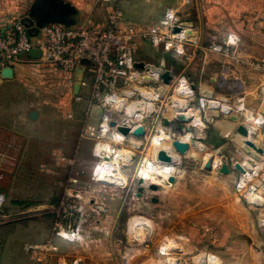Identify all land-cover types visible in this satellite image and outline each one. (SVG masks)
Masks as SVG:
<instances>
[{
  "label": "crops",
  "instance_id": "1",
  "mask_svg": "<svg viewBox=\"0 0 264 264\" xmlns=\"http://www.w3.org/2000/svg\"><path fill=\"white\" fill-rule=\"evenodd\" d=\"M69 1L80 9L82 19L88 11L95 18L82 22L105 23L104 12L113 5L106 2L107 7L88 10L87 4ZM201 2L205 23L202 46L196 53L198 45L190 38L184 54L171 52L173 67L168 63L170 52L155 49L146 40V33L150 26L162 23L169 6L175 8L179 23L195 30L198 5L192 0H121L119 5L124 16L120 25L134 30L132 38L138 62L154 57L175 74L186 71L197 93L208 99L203 107V121L209 132L212 129L224 139L217 149L220 157L230 155V145H234L237 152L240 149V154L254 152L243 146L244 138L237 128L242 124L243 115L264 114V70L255 65L264 58V0ZM5 12L0 13V20L14 22L15 18ZM230 34L237 35L236 42H231ZM37 59L28 54L7 67L10 70L5 71L0 66V177L29 180L28 185L18 190L22 196L13 202L12 212L9 213L5 205V219H0L1 264H35L28 246L50 238L55 210L56 215L67 216V210L75 209L68 203H60L54 195L65 189L67 182L75 186L78 177L95 175L92 157L103 111L91 99L93 76L86 64L69 72ZM206 138L207 149L218 154L211 148L212 137ZM262 143L264 145V138L262 142L258 139V144L262 146ZM89 158H92L91 169L74 167V162ZM231 173L220 174L230 177ZM48 178L53 182L57 180L58 185L46 183ZM263 208L256 207L257 210ZM9 215L13 220L10 224L6 223ZM78 218L83 221V239L68 242L57 238L59 250L50 254L47 264H59L61 260L79 264H121L116 258L112 215L106 214L101 219Z\"/></svg>",
  "mask_w": 264,
  "mask_h": 264
},
{
  "label": "rangeland",
  "instance_id": "2",
  "mask_svg": "<svg viewBox=\"0 0 264 264\" xmlns=\"http://www.w3.org/2000/svg\"><path fill=\"white\" fill-rule=\"evenodd\" d=\"M32 1L33 0H0V13L2 14L6 11L4 14L11 15L15 18L14 21H16L27 15ZM74 1L80 5L87 4L86 7L88 10H95L99 6H108L107 3L102 0ZM192 2L197 4V0H192ZM109 5L111 6V4ZM110 9L111 8H108V10L104 12L105 16H108ZM195 16V30L199 35L200 17L198 7L196 8ZM82 17H79L81 18L79 19L81 23L90 18L95 19L92 17V14L90 15L89 11L84 15L83 19ZM188 37L194 38V41L198 43L199 36ZM146 40L149 42L148 38H146ZM171 54L173 53H168V56H170L168 63H170V67H173L174 65L171 64ZM148 55H152V53ZM146 59V61L139 62H144L146 66L148 64H154L157 67L165 66L166 69L172 70L167 67L165 63L160 64L154 57ZM143 70V75L139 79L128 80L129 82L126 84V89L131 92V97H126L129 104L134 106L139 100L142 101L145 99L140 95L143 91H157L156 85H163L165 87L164 98L154 99L155 101L149 104L150 109L153 111L150 116L146 115V118L141 117V120H134V117L131 119L130 116H128V120L131 121V124H133L132 121L134 120L136 124L142 123L146 125V137L141 136L135 138L133 136H128L124 142L118 143L111 138V132H109V134L102 132L101 123L103 119L100 120L97 130L98 137L96 143L110 142L115 146L114 148L127 151L125 158L113 159L116 170H118L120 174H124L127 178L125 187L120 188L118 186L102 183L96 180L95 175L83 176L80 178L78 177L79 180L75 183V186L67 182L65 185L66 188L55 194L54 197H56V200L60 201V203H68L74 207L75 209H72L71 212L67 210V213H73V216H83V218L97 217L101 219L106 214L112 215L115 220L114 234L116 240V258L121 264H264V208L262 210H257L256 206L250 203L246 196L242 193L240 194V191L236 189V182L240 172L236 170L234 163L236 161L242 162L244 159L247 160V158L252 156L253 152H251V154L248 152L240 154V149V151L238 150L237 152L235 151V146L230 145L228 146L230 155L219 156V150L217 149L224 143V139H222L218 133H214L212 129L209 132V129L206 127L207 123H203L205 116L202 107L203 97L197 93V87L190 91V97H188L186 101L189 103L190 109L193 110L194 113H197L196 118H200V120L196 122L199 121L201 122L200 124H195L193 119L191 121L179 123L187 128L188 131L184 132L180 130L177 124V121H181L179 119H174V123L168 125L161 122L159 116L161 117V112L166 109V106L173 109L176 113L179 111L177 105L182 97V94H180V89L182 87L178 85V81L181 79L178 74L181 73V71L178 72V74L174 73V79L170 86L167 87L162 80L156 81L155 77H152L153 79L151 78V80L148 79V75L151 74L148 70ZM185 73L186 71L183 72L184 75ZM188 81L189 83L191 82L190 80ZM140 106L141 105H139V107ZM113 107L114 105L111 106V109ZM154 111L156 113H154ZM115 112L120 113L117 107L115 108ZM241 121L244 125L248 123L246 115L242 116ZM160 122L165 128L164 132L166 135H172L173 137L169 138L170 141H168V138L162 139V142L156 144L153 150L156 152L161 146L166 147L168 150H173L180 158L181 165L178 168L181 172L173 175L175 179L174 182L169 180L167 184L162 182L156 183L159 187L158 190L150 189L149 185L151 181L146 180L147 182L144 185L142 196H137L138 179L141 177V175L139 176L138 170L141 169L145 156L152 158V149H148L149 152L147 150V152H144V149L148 146L153 133L159 134L158 129ZM187 133H194V136L187 140L191 148L187 154H179L173 149L172 141L174 139H180L178 134ZM204 134H206V137H212L211 141L213 143L211 148L214 149L213 151H218V154L213 153L217 161L214 160L210 163L211 165L209 167H207V164L205 165L207 158L206 154L209 153L210 150L206 147L205 143L208 141V138H204ZM243 138V146L252 150V148L245 143L244 136ZM263 138L264 132L261 131V142ZM249 139L254 141L256 146H261L258 144L257 138L249 136ZM193 141L202 143L206 149L203 152H199L198 149L193 146ZM134 142L137 143L134 144ZM135 145L142 148L136 150L137 148ZM262 146L264 147L263 143ZM192 151L197 152V154H193ZM130 152L133 154L132 158L128 154ZM96 154L97 152H94V156L92 157L95 163L94 174L96 172V166L103 159ZM255 154L257 155V152ZM259 155L262 157L264 156L263 152H259ZM113 157H115V155H111V158ZM92 158L76 161L74 162V167L78 166L83 169H91L90 164L92 163ZM262 161H264V159ZM224 163H228L231 168L232 173L229 175L230 177L222 176L219 172L221 168L220 165ZM263 172L264 167L260 173ZM26 179L28 178L0 177V190H3L7 195L6 210L9 213L13 210V202L22 194L18 192V190L21 189L23 185H28L29 180ZM67 181L70 182V177L67 178ZM30 183L31 182H29V185ZM46 183L52 186H54V184L58 185L57 180L53 182L51 178H48V180L46 179ZM36 196L38 198L42 197L40 195ZM250 197L251 196H249V199ZM33 199L36 198L34 197ZM85 205L90 206V208L84 209L82 206ZM7 211L6 213H8ZM56 213L57 210H55V216L57 217L58 215H56ZM137 216L145 217L153 224V235L146 242L137 239L134 233L130 231L131 220ZM10 217L11 215L6 217V223L8 224H10V222L13 223ZM170 241H172L177 248L168 249L166 252L162 246L169 244ZM132 247H143L144 249L132 253L130 251Z\"/></svg>",
  "mask_w": 264,
  "mask_h": 264
},
{
  "label": "built area",
  "instance_id": "3",
  "mask_svg": "<svg viewBox=\"0 0 264 264\" xmlns=\"http://www.w3.org/2000/svg\"><path fill=\"white\" fill-rule=\"evenodd\" d=\"M102 1L113 4L105 23L87 21L69 27L59 23H48L39 28L36 35H31L22 18L12 23L0 20V66L2 68L12 66L32 49L40 50L41 55L37 59L40 62L55 65L69 72L86 64L93 76L91 99L103 111L102 132L109 134L112 130L106 131L104 124L107 120L111 122L112 116H115L111 114V106L115 105L118 95L131 97L126 84L128 80L136 79L143 69L136 67L138 61L134 54L133 28L124 29L120 25L124 16L119 5L121 0ZM177 25L183 24L177 20L175 8L169 6L165 10L162 23L150 26L146 37L155 49L182 55L190 38L182 31L175 32L174 27ZM237 39L236 34H230L231 42H236ZM255 65L264 70V58ZM178 76L186 80V85L183 83L182 85L189 91L191 84L189 78L184 74ZM155 80L162 79L156 77ZM158 87L162 86L156 85V88ZM207 102L208 99L202 98V107L206 106ZM141 103L139 100L135 103L138 105L134 104L135 112L143 111L142 106L139 107ZM246 118L248 123L245 125L249 135L260 139V132L264 128V114L247 113ZM69 163L73 164L72 161ZM263 167L258 169L254 167L252 176H249L246 170L244 174L239 173L236 182V189L240 194H244L250 203L256 206L257 202H261V205L256 207L264 206V200L260 198L264 195V172L260 173ZM249 193H253L255 199L250 200ZM7 200L6 193L0 190V219H3L2 213ZM83 237L81 218L73 216L72 213L67 216L58 214L50 238L42 243L31 244L28 248L33 254L35 264H47L50 254L59 250L57 238L75 242L82 240ZM59 264L79 263L61 260Z\"/></svg>",
  "mask_w": 264,
  "mask_h": 264
},
{
  "label": "bare ground",
  "instance_id": "4",
  "mask_svg": "<svg viewBox=\"0 0 264 264\" xmlns=\"http://www.w3.org/2000/svg\"><path fill=\"white\" fill-rule=\"evenodd\" d=\"M183 28L184 29L182 30V32H184L187 35L185 26ZM143 69L148 70V72L151 75H153V76L148 75V77H149L148 79L151 80L152 77H155V78L157 77V78L162 79V81H163L162 74L165 72L164 67H157L154 64H148ZM142 75H143V73H140V75L136 79H139ZM173 79H174V76H173L172 80ZM172 80H171V82H172ZM185 81L186 80L183 78H181L178 81V85L179 86L181 85V87H182L180 89V94H182V97L178 101V105H177L179 111L176 113L173 109L166 106V109L161 112V117L159 116L161 122H163L162 119H163L164 115L169 113L172 116V121L170 122L171 124L174 123L173 122L174 119H177V120L179 119L181 121H191L193 119V122L195 124L201 123L199 121L196 122L197 120H200V118H198V119L196 118L197 113L196 112L194 113V111L191 110L189 105L187 104L186 99L188 97H190V94H191L190 91H192L193 89H191V87H190L189 91L186 90V88L182 85V83L184 85H186ZM163 83H164V81H163ZM170 84H165V85L168 87V86H170ZM161 86L162 87L157 88V91H150V92H144L143 91V93H140V95H142L145 99H143L142 100L143 103H141V106H142L141 108L143 109V111H140L138 113L134 111L135 110L134 106L129 104V102L126 100V97H124L123 95L117 96L116 103H115L114 107L111 109V114H115V115L118 114L117 112H115V108L117 107L119 109V112L122 113L126 118V120L124 122L120 123L119 125L120 126L121 125H130L132 128V131L130 133L131 135L130 134L125 135L119 130L118 127H111L110 121L107 120L104 124L105 130L106 131H108L109 129L112 130L111 138L113 140L117 141L118 143H122L128 138V136L129 137L133 136L135 138H139L141 136L146 137V131H145L146 126H145V124H142V123L136 124V122H134V120H136V119L141 120V117L146 118V115L150 116L153 113V111L150 109L149 104L153 103L155 101L154 99L164 98L165 87L163 85H161ZM215 103H216L215 106L218 107L219 106L218 102L215 101ZM213 105H214V103H213ZM154 113H156V112L154 111ZM111 114H110V116H111ZM128 116H130L131 119H132V117H134V120L132 121L133 124H131V121L128 120ZM112 117H114V115ZM161 122L159 123V129H158L159 134L153 133V135L151 136V138L149 140L148 146L144 149V152H147L148 149H152V158L145 156L143 164L141 166V169H139L138 171H139V176L141 175V177H145L146 180H149V181L155 182V183L162 182V183L167 184L170 176L181 172L180 169L178 168L180 166L181 161H180L179 156H177L173 150L172 151L168 150L166 147L161 146L160 149H164L167 152L172 154V158L174 160L173 163H166V162H163L162 160H160L159 155H158V152L160 149H157L156 152L153 150V147L156 144H158L159 142H162V139L168 138V141H170L169 138L173 137L172 135H166V133L164 132L165 128ZM203 123H204V121H203ZM178 135L180 136L181 140L187 141L191 137L194 136V133L178 134ZM249 136L254 138L252 135H249ZM135 143H137V142H134V144ZM193 146H195V148H197L199 152H203L206 149V147L202 143L197 142V141H193ZM114 147L115 146L112 145V143H110V142H98V143H96L95 148H94V152H97L96 155L102 157L103 159L96 166L95 177H96V180H98L102 183L118 186L120 188H124L126 183H127V178L124 176V174L122 175L118 172V170H116V168L114 167L115 162L113 161V159H119V158H123V157L125 158L127 151H123L122 149L114 148ZM136 148H137L136 150H140L142 147L136 146ZM250 148H252V151H254L252 156L247 158V160L242 161L241 163L246 168L247 174L249 176H252L254 167L257 169L263 167L264 161H262L263 162V165H262V162L260 160H263L264 158L262 156H259L258 154H257L258 155V157H257V155L255 154L256 153L255 151H257V150L254 149L253 147H250ZM249 150H251V149H249ZM192 153L195 155L197 154V152H194V151H192ZM128 154L132 158L133 154L131 152ZM153 154H154V156H153ZM111 155H115V157L111 158ZM211 156H213V158H210ZM206 157L207 158H206L205 165L207 164V167H209L211 165L210 163H212L214 160L217 161L216 156L211 152L207 153ZM209 160H211V161L209 162ZM221 166L222 165H220V167ZM243 174H244V172H243ZM248 195L251 196L250 199H252V195H253V198L255 196L253 193H249ZM260 198H262L264 200L263 196ZM142 216L134 217L131 220L130 231L132 233H134V235L136 236L137 239H140L142 242H146L153 235L154 227H153L152 222L149 219L142 217ZM173 246H174V243H172V241H170L169 244L162 246V248L165 249V251L167 252L168 249L170 250V249H176L177 248L176 246H174V248H173ZM130 251L132 253L138 252L136 247H132Z\"/></svg>",
  "mask_w": 264,
  "mask_h": 264
},
{
  "label": "water",
  "instance_id": "5",
  "mask_svg": "<svg viewBox=\"0 0 264 264\" xmlns=\"http://www.w3.org/2000/svg\"><path fill=\"white\" fill-rule=\"evenodd\" d=\"M198 5V11H199V17H200V33L198 35V32L196 30H193L187 25H177L174 27L175 32H180L184 28V26L187 28L186 33L188 36H199L198 40V47L196 50V53L199 52L202 43H203V35L205 30V23L203 19V12H202V6H201V0H197ZM80 9L71 1L69 0H33L30 4L29 11L27 15H25L22 18L23 23L28 29H39L43 27L45 24L48 23H59L63 24L65 26H74L79 23V17H80ZM29 54H31L34 57H39L41 55V52L39 49H32ZM144 62H138L136 67L139 68H145ZM164 66V65H163ZM165 68V66H164ZM4 70H10L8 68H4ZM174 76V72L170 69L165 68V72L162 74V78L165 84H170L171 80ZM190 87L194 90L196 88L195 84L191 83ZM234 119H237L236 116H233ZM126 120L125 116L122 113H118L113 117V120L110 122L111 127H118L119 130L125 134L128 135L131 133L132 128L130 125H119L120 123L124 122ZM172 121L171 114L167 113L163 117L164 124L168 125ZM185 121H177V124L179 125V128L181 131H188L186 127L182 126L179 123H182ZM237 131L245 137V143L249 145L250 147H253L258 152H263V148L257 147L255 142L249 139V132L247 129V126L244 124H239ZM198 142V141H197ZM172 147L173 149L179 153V154H187V152L190 150L191 145L187 141H183L181 139H174L172 141ZM160 160L166 163H173L174 160L172 158V154L167 152L164 149H160L158 152ZM210 158H213L211 156ZM212 160V159H211ZM209 160V162L211 161ZM181 165V163H180ZM234 167L236 170H238L240 173L245 172L246 168L240 161H236L234 163ZM212 170V169H209ZM219 172L221 174H229L231 172V168L228 163L222 164L221 168L219 169ZM170 181H175L174 176L169 177ZM146 178L145 177H139L138 179V192L137 196H142L144 192V185L146 184ZM149 188L152 190H158V185L154 182H151L149 185ZM156 201V200H154ZM261 202H257L256 206H260ZM143 247H137L138 251H142Z\"/></svg>",
  "mask_w": 264,
  "mask_h": 264
},
{
  "label": "trees",
  "instance_id": "6",
  "mask_svg": "<svg viewBox=\"0 0 264 264\" xmlns=\"http://www.w3.org/2000/svg\"><path fill=\"white\" fill-rule=\"evenodd\" d=\"M38 30L39 29H29V33L31 34V35H36L37 34V32H38Z\"/></svg>",
  "mask_w": 264,
  "mask_h": 264
}]
</instances>
